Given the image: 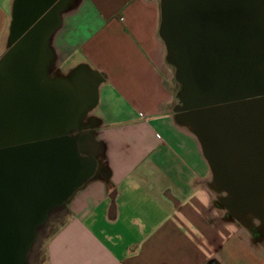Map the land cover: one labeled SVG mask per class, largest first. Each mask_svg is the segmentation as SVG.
Segmentation results:
<instances>
[{"label": "water", "instance_id": "obj_1", "mask_svg": "<svg viewBox=\"0 0 264 264\" xmlns=\"http://www.w3.org/2000/svg\"><path fill=\"white\" fill-rule=\"evenodd\" d=\"M54 0H17L0 58V264H29L38 229L96 174L85 114L100 78L47 77ZM159 37L214 190L239 221L264 227V0H160Z\"/></svg>", "mask_w": 264, "mask_h": 264}, {"label": "crops", "instance_id": "obj_2", "mask_svg": "<svg viewBox=\"0 0 264 264\" xmlns=\"http://www.w3.org/2000/svg\"><path fill=\"white\" fill-rule=\"evenodd\" d=\"M16 4L0 0V55ZM56 18L46 74L69 81L85 69L101 79L84 120L94 124L99 157L96 174L58 208L64 221L48 236L42 264H264L262 224L240 221L250 239L229 233L191 197L209 164L177 116L160 0H64Z\"/></svg>", "mask_w": 264, "mask_h": 264}, {"label": "clouds", "instance_id": "obj_3", "mask_svg": "<svg viewBox=\"0 0 264 264\" xmlns=\"http://www.w3.org/2000/svg\"><path fill=\"white\" fill-rule=\"evenodd\" d=\"M194 178L198 176L197 173H193ZM206 183H200L196 185L192 192L191 197H194L199 201V203L204 207V209L209 210L210 218H220L222 222V226L232 234L237 232L246 233L251 238V233L249 230L238 220L233 218L230 222L226 221L224 218L229 216V210L227 208H217L215 205L220 199H227L229 193L226 190L216 192L214 189L209 187L214 182V173L211 170V167L208 166L206 176L204 177ZM128 185L132 190H139L140 184L132 179H129ZM251 220V224L255 228H259L261 226V220L258 217L249 216ZM139 223V221H135ZM210 227H214V225H210ZM211 258V257H210ZM218 258V257H217Z\"/></svg>", "mask_w": 264, "mask_h": 264}, {"label": "rangeland", "instance_id": "obj_4", "mask_svg": "<svg viewBox=\"0 0 264 264\" xmlns=\"http://www.w3.org/2000/svg\"><path fill=\"white\" fill-rule=\"evenodd\" d=\"M8 41L10 39H3L1 43V47L3 48V52L0 55V58L3 56L4 52L6 51V46L8 45ZM6 48V49H5ZM169 65V64H168ZM174 72V68L169 65ZM64 221V214L62 210L56 209L48 216L45 223L38 229L36 241L31 249L29 254L28 260L32 262V264H42L44 260V246L48 236L51 234L52 230L59 226ZM35 250V251H34ZM34 253V254H33ZM33 259V260H32ZM32 260V261H31Z\"/></svg>", "mask_w": 264, "mask_h": 264}, {"label": "flooded vegetation", "instance_id": "obj_5", "mask_svg": "<svg viewBox=\"0 0 264 264\" xmlns=\"http://www.w3.org/2000/svg\"><path fill=\"white\" fill-rule=\"evenodd\" d=\"M64 3V0H60L57 1V3H54V5L58 6V8H60V6Z\"/></svg>", "mask_w": 264, "mask_h": 264}, {"label": "trees", "instance_id": "obj_6", "mask_svg": "<svg viewBox=\"0 0 264 264\" xmlns=\"http://www.w3.org/2000/svg\"><path fill=\"white\" fill-rule=\"evenodd\" d=\"M54 230V229H53ZM53 230H52V232H53ZM35 251V250H34ZM34 254V253H33ZM33 260V259H32Z\"/></svg>", "mask_w": 264, "mask_h": 264}]
</instances>
